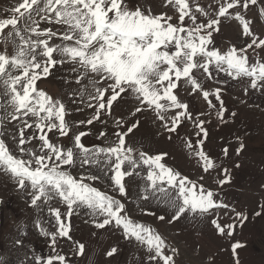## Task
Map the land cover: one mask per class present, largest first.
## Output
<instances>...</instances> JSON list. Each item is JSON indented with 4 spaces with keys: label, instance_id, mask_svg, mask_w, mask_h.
<instances>
[{
    "label": "snow or ice",
    "instance_id": "obj_1",
    "mask_svg": "<svg viewBox=\"0 0 264 264\" xmlns=\"http://www.w3.org/2000/svg\"><path fill=\"white\" fill-rule=\"evenodd\" d=\"M164 3L178 9L175 22L167 13L131 9L127 0H19L10 10L11 16L0 19V36L4 35V29H10L0 50V171L10 175L19 191L27 193L32 208L40 214L46 211L55 221L53 231L45 226L51 220L45 222L38 217L35 221L40 233L50 238L53 254L47 258L33 256V264H72L56 246L58 237L72 239L71 217L81 208L92 214L97 229L122 230L126 240L134 239L146 246L148 255L144 264H178V246L169 244L151 226L135 222L128 215L131 184L141 177L138 169L146 170V176L141 177L143 193L138 199L171 210L170 215L157 216L158 220L171 224L191 216L194 223H199L207 218L219 235H233L235 224L222 225L213 218L217 210L229 208L215 198L213 190L168 166L166 151L149 154L126 145V137L140 127L138 119L130 125L123 118L116 120L117 128L125 130L114 133L117 137L114 144L97 149L81 143L84 132L72 133L73 146L55 143L49 136L52 133L53 137H68L72 125L66 120V105L40 89L37 82L49 77L58 65L70 64L76 74L75 83L87 82L74 95L91 89L87 107L93 110V115L79 121L80 124L103 123L101 113L110 115L114 103L130 96L135 104L129 115L135 117L151 110L169 134L192 121L198 139L195 144L186 141V146L194 151V160L203 172L215 168L205 151L209 137L206 120L196 119L194 106L190 108L188 102L182 101L177 89L184 91L181 81L190 86L189 95L196 94L192 99L202 97L215 110L219 121H225L226 117L235 119L237 113L226 107L224 87L206 88V82L214 80L215 73L223 72L233 80L249 78L243 89L245 95L250 90L264 93V62L258 59L250 63L248 54L249 50H264V38L252 30L251 21L241 14L256 7L264 16V0H224L215 16H210L199 4L193 10L189 0H164ZM233 11L248 40L243 46L221 51L214 45V34L220 31L221 18H228ZM41 22L66 27L54 30L52 26L41 27ZM6 122L13 124L11 132ZM6 138L12 142L11 148ZM244 148V143H239L237 155ZM223 151L228 154L227 148ZM102 158L104 176L82 175L77 179L71 174L77 165L100 166ZM221 171L223 178L218 184L223 186L231 182L232 176L226 167ZM105 177L113 194L85 182ZM57 199L62 201L63 214L60 206H52ZM260 208L255 215L264 213V205ZM232 211L241 225L248 219L243 212ZM145 214L156 216L155 212ZM21 231L26 233L23 227ZM16 243L23 246L20 239ZM242 247L237 241L231 245V251L237 254ZM77 251L83 255L85 245L79 243ZM117 253L118 248L112 247L107 256ZM0 264H5L4 257H0ZM19 264H26V259ZM235 264H239L238 255Z\"/></svg>",
    "mask_w": 264,
    "mask_h": 264
},
{
    "label": "rangeland",
    "instance_id": "obj_2",
    "mask_svg": "<svg viewBox=\"0 0 264 264\" xmlns=\"http://www.w3.org/2000/svg\"><path fill=\"white\" fill-rule=\"evenodd\" d=\"M224 0H189L190 6L195 10L199 4L209 12L210 16H215L219 4ZM19 3V0H0V19L11 16V9ZM129 8L151 9L153 14L167 13L173 16V22L178 16V9L167 6L164 0H127ZM245 19L251 21L252 30L261 38H264V16L259 14L256 7H251L241 13ZM187 24L188 21L186 20ZM52 26L54 30L66 26L47 25L41 22V27ZM10 29H4V35L0 36V50L4 47V37ZM248 38L243 35V24L237 20L234 11L230 12L228 18H221L220 31L214 34V45L221 51L231 46H243ZM55 42H59L56 40ZM11 51V44H8ZM250 63L255 60L264 62V50L257 49L256 52L249 50ZM72 65L65 64L63 67L57 66L52 69V74L38 81V87L45 90L53 98H59L66 105L68 114L66 120L72 125L68 137H53L49 133L53 142L62 145L73 146L72 133L84 132L81 138L89 149L107 147L117 141L114 135L116 131H124L117 128L115 121L121 120L130 125L133 120L140 121V127L134 129L126 137V145L138 151L143 150L149 154H158L166 151V164L188 175L191 179L203 183L207 189L213 190L216 199L229 205L227 209H219L215 213L222 225L233 223L236 225L231 237L219 235L209 219L194 223L191 216L174 221L171 224L161 222L157 219L159 215H170L171 210L166 209L155 202H145L138 199L143 193L144 181L141 177L146 176V170L138 169L141 177H136L131 184L130 194L126 207L131 211L128 215L138 223L151 226L158 231L166 241L180 249L178 264H235L239 259V264H264V213L257 216L255 213L261 211L260 206L264 205V93L257 90H250L247 95L243 89L248 86L249 78L233 80L225 73H215V79L206 82V88L214 90L221 86L225 89V105L229 111H235V119L227 118L219 121L214 109L208 107L207 102L195 93L189 95L188 88L183 81L180 82L183 92L177 89L182 101L188 102L193 108L196 119L204 118L209 131V137L205 142V151L215 164V168L208 173L203 172L201 166L194 160V151L189 150L186 141L191 140L195 144L198 139L194 135L195 125L192 121H187L177 129L176 133L169 134L156 120L155 113L145 110L135 117L129 115L134 108V98L126 96L124 100L114 103L110 115L101 113V120L94 121L91 125L80 124L79 121L90 119L93 110L87 107L89 103L88 91H79L81 85L75 83L76 74L71 71ZM223 82V83H221ZM83 97V100H81ZM75 101V102H74ZM246 101V103H241ZM95 103V101H91ZM2 112V110H0ZM205 113L204 117L200 113ZM16 123V122H13ZM9 132L12 131L13 124L6 122ZM31 131V130H29ZM105 135H101V133ZM27 134V133H26ZM171 135V139H169ZM244 143V150L237 155L236 149L239 143ZM9 147L12 142L6 138ZM228 149V154H224V149ZM239 164V167L236 165ZM127 168L128 166L125 165ZM228 168L232 180L223 186L218 184L223 178L222 168ZM103 158L100 166L85 165L71 169V174L79 179L80 176L100 175L104 176ZM110 175V173H109ZM203 176V180L199 177ZM92 186L100 191H107L113 194L110 183L105 177L101 180L88 181ZM0 257L5 258V264H19V261L26 259V264H33L32 257L47 258L52 255L50 238L43 236L36 227L35 221L38 217L42 221L51 220L45 226L49 231L55 230L54 218L48 216L45 211L40 214L29 204V196L25 192L17 189L14 180L10 175L0 171ZM52 206H60L63 214L64 207L62 201L58 199L52 202ZM143 209L144 211H141ZM243 212L248 219L241 225L232 211ZM145 212H155L156 216L147 215ZM94 217L86 209H79L71 217L72 239L58 237L56 250L60 254L66 255L72 264H144L148 255L146 246H141L133 240H126L122 230L97 229L93 223ZM26 229V233L21 228ZM17 239L23 241V246L16 243ZM241 242L244 247L237 250V254L231 251V245ZM83 243L85 251L79 255L77 245ZM117 247L118 253L113 257H108L107 252ZM210 257L213 259L210 260ZM58 264V262H57Z\"/></svg>",
    "mask_w": 264,
    "mask_h": 264
}]
</instances>
